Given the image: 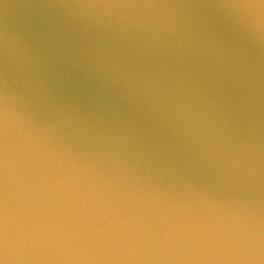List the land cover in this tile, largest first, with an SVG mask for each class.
<instances>
[{
    "label": "water",
    "instance_id": "95a60500",
    "mask_svg": "<svg viewBox=\"0 0 264 264\" xmlns=\"http://www.w3.org/2000/svg\"><path fill=\"white\" fill-rule=\"evenodd\" d=\"M0 264H264V0H0Z\"/></svg>",
    "mask_w": 264,
    "mask_h": 264
}]
</instances>
